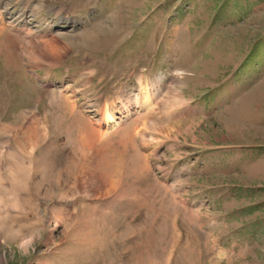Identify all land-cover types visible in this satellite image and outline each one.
<instances>
[{
  "label": "rangeland",
  "instance_id": "1",
  "mask_svg": "<svg viewBox=\"0 0 264 264\" xmlns=\"http://www.w3.org/2000/svg\"><path fill=\"white\" fill-rule=\"evenodd\" d=\"M0 27V264H264V0H0Z\"/></svg>",
  "mask_w": 264,
  "mask_h": 264
},
{
  "label": "bare ground",
  "instance_id": "2",
  "mask_svg": "<svg viewBox=\"0 0 264 264\" xmlns=\"http://www.w3.org/2000/svg\"><path fill=\"white\" fill-rule=\"evenodd\" d=\"M2 19V18H1ZM1 28V27H0ZM106 122H110L112 121L113 122V119H114V115L113 113L110 111V110H106L104 112V118H103Z\"/></svg>",
  "mask_w": 264,
  "mask_h": 264
}]
</instances>
